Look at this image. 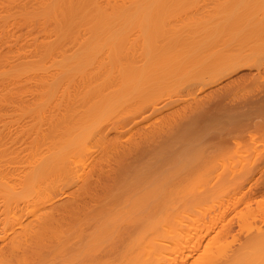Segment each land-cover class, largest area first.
<instances>
[{
    "label": "bare ground",
    "instance_id": "bare-ground-1",
    "mask_svg": "<svg viewBox=\"0 0 264 264\" xmlns=\"http://www.w3.org/2000/svg\"><path fill=\"white\" fill-rule=\"evenodd\" d=\"M251 65L262 0H0V264H264V152L242 168L205 143L169 154L215 109L191 89Z\"/></svg>",
    "mask_w": 264,
    "mask_h": 264
},
{
    "label": "rangeland",
    "instance_id": "rangeland-1",
    "mask_svg": "<svg viewBox=\"0 0 264 264\" xmlns=\"http://www.w3.org/2000/svg\"><path fill=\"white\" fill-rule=\"evenodd\" d=\"M208 1V0H207ZM212 1V0H211ZM263 1V3H264V0H262ZM209 2H210V0H209ZM209 4H211V3H209ZM192 5V4H191ZM259 8V7H258ZM213 9V8H212ZM211 10V9H210ZM214 10V9H213ZM261 9L259 8V10L258 11H260ZM212 11V10H211ZM260 12H263V10H261ZM259 14V13H258ZM260 14H262V13H260ZM55 55H58L59 53H54ZM54 54H52L53 55V57H54ZM243 71V72H242ZM247 71V72H246ZM253 71V72H252ZM242 73V74H241ZM247 73V74H246ZM239 74L241 75V77L243 76V77H245V79L243 78H241L240 77V79H242L240 82H236L237 81V79L239 78L238 76H239ZM245 74V75H244ZM237 77V78H236ZM253 77V78H252ZM255 77V78H254ZM233 79L235 80V82L233 81ZM239 79V80H240ZM245 80V81H244ZM230 83H232L231 81H233L234 83H232V84H234V85H236L237 86V84H238V86H237V88L234 86V88H235V91H233V90H230V88L229 87H231V86H233L232 84L229 86L228 84H229V82ZM226 82H227V85H225L226 84ZM223 83V84H222ZM225 83V84H224ZM220 84H221V87L222 86H226V87H228L229 89L227 90V88H226V90L227 91H231V92H225L226 93V96H224L225 98H223V99H227V98H229V99H227L226 101H224L223 99H221V97H223V95H225V93H223V95H220L219 96V93L216 95L215 93H217L218 92V90L221 88L220 87ZM240 84V85H239ZM31 84H29V86H30ZM211 85L212 84H210V86H208V87H205V88H203V89H206V90H202L201 91V89H200V87H199V92H197V90H198V86H196V88H193V89H191V91L194 93H198L197 95H199V96H202V95H206V92L208 93V91L209 92H211V93H209L210 95L211 94H214L215 95V97H211V96H209V98H206L207 100L208 99H210V100H212L213 98H215V99H217V97H219V100H218V102H217V100H215L214 99V101L216 102H214V101H210L212 104H213V102H214V106L210 103V107H211V110H212V108L214 107L215 109H216V111H215V109L214 110H212V115H210L209 116V118L206 120V122H205V126H204V129L203 128H201L200 129V127H201V125H199L198 124V126H199V128H198V126H195V127H197L198 129H196V130H199L198 132H201V130H202V132H201V134L200 133H198V137H197V132H195L194 134H195V136L196 137H194V135L193 134H191V136L192 137H194V138H191V140H190V135H189V133L187 134V136L189 135L190 137H185L186 139H184L185 141H182L183 143L184 142H186V141H188V139L190 140V145L188 146V142H186V143H184L185 144V146H186V144H187V146H188V149L186 150V148H187V146L185 147L183 144H182V142H180L181 144H179V142H177L176 143V145L178 144V148H181V150H183L184 151V149L183 148H185V151L183 152V151H179V150H176V149H174V150H172V151H170L169 152V154L170 153H172V152H174L175 151V153H174V156H172V154H170V157L172 156V157H179L180 158V154L181 153H186L185 155H184V157H186V156H189V155H191L192 154V156H194L193 155V153H198L197 151H198V147H201V143H203V145L202 146H204L205 144H207V146L205 145V147H207L208 148V151H209V153H207L208 155L209 154H211V153H213V154H220V153H222V155H220V156H215L214 155V157L213 156H211L210 155V157H212V158H217L218 157V160L217 159H214L215 161H216V164H219V166H220V163H221V166L222 165H224V163L225 164H227V165H229V164H235V165H238V164H240L239 165V167L241 166V168L242 167H247L248 165L250 166V164H252V165H255V163H256V160L258 159V157L261 159L262 157H261V155L263 156V152H264V128H263V122H264V66H261V67H258V66H253V65H251L250 67L248 66V67H243V68H239V69H237L236 71H235V73L233 72V74L231 73L230 74V77L227 75L226 76V78L224 77L223 79H221V83H220V81L219 82H217L216 84L215 83H213V85H212V87H211ZM219 85V86H218ZM199 86H201V85H199ZM217 86V87H216ZM223 87V88H224ZM246 87V88H245ZM31 88L32 89H34V87L33 86H31ZM214 88H216V90H217V88H219L217 91L214 89V91H215V93H213L214 91H212ZM232 88V87H231ZM258 88V89H257ZM197 89V90H196ZM211 89V90H210ZM237 89V90H236ZM196 90V91H195ZM259 90V91H258ZM191 91H188V94H186L185 95V93H187L186 92V90L185 91H183L184 92V95L185 96H187V95H189V92H191ZM261 91V92H260ZM232 92H233V94H234V96H233V94H232ZM242 92V93H241ZM251 92V93H250ZM194 93V94H195ZM229 93H230V95H229ZM228 94V95H227ZM231 94H232V97H231ZM260 94V95H259ZM204 95V96H205ZM190 96V95H189ZM189 96H188V98H189ZM193 96V95H192ZM203 96V97H204ZM227 96H229V97H227ZM243 98H242V97ZM192 97L190 96V98L189 99H191ZM237 98V99H236ZM189 99H187V100H189ZM202 99V98H201ZM206 99H204V100H206ZM222 100V104H221V100ZM261 99H262V101H261ZM192 100V99H191ZM191 100H189V101H191ZM240 100V101H239ZM183 102V103H182ZM204 102V101H203ZM209 102V101H208ZM220 102V103H219ZM258 103V104H257ZM259 103H263L262 105H260ZM190 104V102L188 103V102H186V100H182V101H180L179 103H175V104H173V106L171 107L170 106V108H172L171 110H173L174 112H176V115L178 114V112L177 111H179V112H184V111H186V109H189V105ZM219 104H221V106L219 105ZM228 107V109H227V107H226V109H225V105ZM231 104V105H230ZM256 104V105H255ZM178 105H180V108L181 107H183V108H181V110H180V108L178 107ZM185 105V106H184ZM188 105V106H187ZM222 105L224 106L223 108H222ZM187 106V107H186ZM217 106H218V108H217ZM244 108H243V107ZM247 106H250L249 107V110L248 109H246L247 108ZM185 107V108H184ZM219 107H221L222 109H225V110H222V109H220ZM229 107H231L230 109H229ZM233 107V108H232ZM240 107H241V109L243 108V110H241L240 109ZM169 107L167 108V109H164V111H162L161 113L162 114H164V115H162L161 113H159V114H161V115H154L153 117H155V116H157L156 118H153V120L152 119H148L147 120V122H146V120H144L143 122H139V123H137L138 125H136L135 127H134V130H133V132L134 131H138V130H141V129H145L147 126H149L150 124H151V126H152V124L153 125H157V124H160L161 122H163V121H165V118L164 117H166V119H168L167 118V116H166V114L165 113H163V112H167V115H169L170 117H172L171 115H173V111H172V113L170 112V111H168V109H170ZM176 108H178L177 110H174V109H176ZM220 109V111L218 112L217 110H219ZM234 110L233 112H232V110ZM244 109H246V113L244 112L243 113V111H245ZM184 110V111H183ZM221 110H222V112H221ZM230 110V111H229ZM239 111V113H237ZM213 112H214V114H213ZM221 112V113H220ZM227 112H228V114H227ZM229 112H230V114H229ZM171 113V114H170ZM215 113H217L218 114V117H217V114H215ZM223 115V116H225V118L223 117L222 118V116L220 115ZM223 113V114H222ZM234 113H236L235 115H234ZM243 113V115H241ZM224 114H226V115H228V120H227V116L226 115H224ZM238 114V115H237ZM240 114V115H239ZM245 114V115H244ZM174 115H175V113H174ZM173 115V116H174ZM214 115L216 116V117H214ZM219 115L221 116L220 118H219ZM234 116V119L231 117V116ZM140 116V118H141V116H143V114H140L139 115ZM138 116V117H139ZM160 116H163V117H160ZM237 116V117H236ZM245 116V117H244ZM17 116H15L14 118H16ZM138 117L136 118V119H138ZM229 117H231V118H229ZM240 119H239V118ZM29 118V119H28ZM30 118L31 117H28L27 116V118L26 119H28L29 120V122L30 123H32L33 121H35V120H37V119H32V120H30ZM139 118V119H140ZM158 118H160V119H158ZM162 118H163V120H162ZM236 118L238 119V120H236ZM258 118V119H257ZM156 121H155V120ZM224 119L226 120V122L224 121ZM150 120H151V122H150ZM162 120V121H161ZM223 120V121H222ZM232 122H230V121ZM242 120V121H241ZM20 121V120H19ZM149 121V122H148ZM245 121V122H244ZM155 122V123H154ZM260 123V125H258V123ZM261 122H262V124H261ZM147 123H150L149 125H147ZM226 123V124H225ZM38 124V123H37ZM142 124H143V126H142ZM145 124V125H144ZM229 126H228V125ZM238 124V125H237ZM250 124V125H249ZM256 124V126H254ZM34 125H36V123L34 124ZM140 125L142 126V127H144L145 126V128H140ZM147 125V126H146ZM207 125V126H206ZM258 125V126H257ZM263 125V126H262ZM15 126H17V125H15ZM14 125H13V127H15ZM138 126V127H137ZM202 126V127H203ZM237 126V127H236ZM194 126H193V128H195ZM220 127H223V128H220ZM233 129H231V128ZM239 127V128H238ZM262 127V128H261ZM192 128V130H194ZM225 128V129H224ZM227 128H229L228 130L230 131V133H229V131H227ZM243 128V129H242ZM257 130H256V129ZM244 129H245V131H244ZM255 129V130H254ZM252 130H253V132L254 131H256L258 134H260V136H261V132H262V136H261V139L258 141L257 140V143H254V141H253V139H249V138H252L253 136L251 135V132H252ZM243 131V132H242ZM189 132L191 133V129L189 130ZM193 132V131H192ZM248 132H250V133H248ZM255 132V133H256ZM217 133V134H216ZM243 133V134H242ZM111 134V135H110ZM112 134H114V135H112ZM116 132L114 131V133H113V131H111V133H109V135L111 136V138H110V136L108 135L107 137H109L108 139H112L113 138V136H116ZM128 134H130V133H123L122 134V137H124L125 135H128ZM228 134H230V135H228ZM244 134H245V137L247 138V139H249L248 141H247V139H244L245 137H244ZM257 134V135H258ZM207 135V136H206ZM212 135V136H211ZM234 135V136H233ZM247 135V136H246ZM250 135V136H249ZM238 136V137H237ZM259 136V137H260ZM35 137V135L34 134H32V133H30L29 134V139H31V138H34ZM127 137V136H126ZM216 137V138H215ZM226 137V138H225ZM249 137V138H248ZM263 137V138H262ZM188 138V139H187ZM208 138H209V140L210 141H208ZM236 138H237V140H236ZM124 139H125V137H124ZM196 139V140H195ZM222 139V140H221ZM240 139H242V141L240 142L239 140ZM204 140H206V142L204 141ZM91 141H93V140H90V143L88 142V145L89 144H91L92 142ZM110 141V140H109ZM93 142H96V141H93ZM198 142V143H197ZM239 142L241 143V144H239ZM244 142V143H243ZM247 142V143H246ZM251 142V143H250ZM97 143V142H96ZM95 143V145H96V147L94 146V143L92 144L94 147H91L90 149H92V148H95V149H93V150H91L92 152H94V150H95V152H96V154H94V155H96L97 157L100 155L99 153H101V150L103 149V145H101V144H99L100 146V148L98 147V145ZM195 143V144H194ZM205 143V144H204ZM209 143V144H208ZM254 143V144H253ZM263 143V144H262ZM103 144V143H102ZM201 144V145H200ZM219 144V145H218ZM258 144V145H257ZM91 145V146H92ZM106 145V144H105ZM176 145H175V147H176ZM198 145H200V146H198ZM209 145H210V147H211V145H213V146H216V145H218V146H216V147H218V148H214V147H211V150L212 151H210V147H209ZM222 145V147H220ZM249 145V146H248ZM184 146V147H183ZM192 146V147H191ZM223 146H225V147H223ZM238 146H239V148H238ZM243 146V147H242ZM262 146V147H261ZM197 147V148H196ZM226 147H228L227 149H225ZM96 148H98V151H96ZM194 148H196V150H195V152H194ZM213 148L214 149H218L217 151H213ZM237 148V149H236ZM192 149V150H191ZM221 149V150H220ZM171 150V149H170ZM242 150V151H241ZM247 152H246V151ZM251 150V151H250ZM100 151V152H99ZM176 151H178V153H179V155H178V153H177V155H176ZM193 151V152H192ZM207 150H206V152H208ZM219 151H221V152H219ZM239 151V152H238ZM259 151V152H258ZM94 152V153H95ZM97 152H99V153H97ZM191 152V153H190ZM211 152V153H210ZM219 152V153H218ZM262 152V153H261ZM82 154H83V157H84V154H86L85 153V151H84V153L82 152ZM98 154V155H97ZM168 154V155H169ZM212 154V155H213ZM230 154V155H229ZM242 155V156H241ZM259 155V156H258ZM11 154L10 153H2V156H1V159H0V161L2 160V162L1 163H8L9 161H11V160H13V159H11ZM87 155H85V157H86ZM223 156V157H222ZM231 156V157H230ZM3 157V158H2ZM82 157V158H83ZM87 158V157H86ZM241 158V159H240ZM224 159H226V160H224ZM86 160V164H89L90 163V161H89V163H88V158L87 159H85ZM150 160V159H149ZM224 160V161H223ZM240 160V161H239ZM145 161H147L148 162V159L147 160H145ZM217 161H218V163H217ZM227 161V162H226ZM258 161H259V159H258ZM91 162L92 163H94V159L93 160H91ZM220 162V163H219ZM240 162V163H239ZM251 162V163H250ZM254 162V163H253ZM82 164V163H81ZM83 164H85V163H83ZM83 164L81 165V169H82V166H83ZM257 164V163H256ZM259 164V163H258ZM260 164H261V166H263V167H261V170L259 171V172H257V174H255L254 175V177L255 178H259V176H260V179L261 180H263L262 179V177H264V162L262 161V163L260 162ZM263 164V165H262ZM233 165H230V166H233ZM242 165H244V166H242ZM247 165V166H246ZM236 167V166H235ZM238 167V168H239ZM83 168H84V166H83ZM87 168V167H86ZM88 169H89V167L86 169L87 171H86V173H89L88 172ZM91 169V168H90ZM90 169H89V171H90ZM263 170V171H262ZM91 171H92V169H91ZM261 172H263V174L261 173ZM260 173V174H259ZM261 175H262V177H261ZM257 176V177H256ZM73 191H74V189L72 188V187H70V188H67L66 190H65V192H64V194H62V198L61 197H59V196H61V195H59L58 197L59 198H57V203L56 204H59V202H67V201H69L70 200V198H71V196H72V193H73ZM255 196V198L253 199L254 201H252V207H253V209H254V207L256 208L257 207V205H258V207H261V208H264V207H262V204L264 205V192H259V193H257V194H255L254 195ZM263 196V197H262ZM257 197V198H256ZM62 199V200H61ZM259 199V200H258ZM59 200H61V201H59ZM258 202H257V201ZM210 202H212V201H210ZM259 202L261 203L262 202V204H260L259 205ZM210 204V203H209ZM211 204H213V202L211 203ZM256 210V209H255ZM257 211H258V208H257ZM264 211V210H263ZM236 221H237V219H235ZM234 220V222L232 223L233 224V228L235 229V231H237L238 229H239V227H238V225L239 224H237L238 222H236ZM235 225V226H234ZM263 226H264V224H263ZM232 228V229H233ZM238 228V229H237ZM234 229H233V231H234Z\"/></svg>",
    "mask_w": 264,
    "mask_h": 264
}]
</instances>
